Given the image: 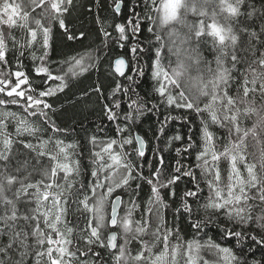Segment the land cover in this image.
<instances>
[{
  "label": "snow or ice",
  "instance_id": "6c2138e0",
  "mask_svg": "<svg viewBox=\"0 0 264 264\" xmlns=\"http://www.w3.org/2000/svg\"><path fill=\"white\" fill-rule=\"evenodd\" d=\"M76 7L0 0V264H264V0H92L100 46L53 61L54 29L86 38ZM109 43L129 57L80 89L101 105L85 163L51 100Z\"/></svg>",
  "mask_w": 264,
  "mask_h": 264
},
{
  "label": "trees",
  "instance_id": "16d2710c",
  "mask_svg": "<svg viewBox=\"0 0 264 264\" xmlns=\"http://www.w3.org/2000/svg\"><path fill=\"white\" fill-rule=\"evenodd\" d=\"M77 7L72 11L71 15L67 17L68 22L71 25H75L80 30L84 31L87 35L83 41L65 42L63 36L59 29H54V51L52 52L53 61H60L65 58V56H70L75 54L76 51H83L85 47L96 48L100 46L101 38L98 33L99 25L94 21L91 14L86 11V8L91 5L92 0H76ZM103 4V9L101 10V15H108L111 17L112 13L110 11L109 5L112 0H101ZM126 11V9H125ZM83 45V47H82ZM104 55L101 56L99 69L93 72L90 77H81V82H74L73 86L66 90L65 93L59 94L58 97L52 98L51 102L56 108V113L54 119L57 124L61 127H66L69 129V136L67 139L69 141L75 140L84 144L83 155L85 157V163H87L88 150L91 147L86 143L87 134H92L96 132L97 125L101 123V111L100 102L97 100L96 96L93 95L91 100L88 101L87 108L80 98V89L87 87L99 78L102 83L111 82L114 77L112 76L113 68L110 67V60H114L115 57H129V52L127 47L120 48L115 44L109 43V47L104 50ZM28 65L27 70L31 74V64L29 61H25ZM53 68L59 67L58 64H53ZM148 82L147 79L141 82L140 90L141 92L147 91ZM158 118L144 119L143 123L138 124L135 131H138L140 135L146 136V138L152 140V129L155 128ZM105 129H109L106 133L107 135H113L111 131L112 125H109L108 121H103ZM163 145H161L162 147ZM174 153L165 154V162L169 165H174L175 160L173 159ZM184 187L183 182L178 187V192ZM147 186L144 188V192H147ZM205 195L207 194V189H205ZM126 199V197H125ZM168 219L171 221V212L168 213ZM180 228L182 234L185 238L190 239L192 236L191 229L188 227L187 223L181 221ZM208 234L211 236H217L215 228L207 230ZM205 258H209L206 252L201 253ZM256 258L260 257V252H255ZM181 264L183 262L181 261Z\"/></svg>",
  "mask_w": 264,
  "mask_h": 264
},
{
  "label": "water",
  "instance_id": "95a60500",
  "mask_svg": "<svg viewBox=\"0 0 264 264\" xmlns=\"http://www.w3.org/2000/svg\"><path fill=\"white\" fill-rule=\"evenodd\" d=\"M112 68H113V72H114V65L112 66Z\"/></svg>",
  "mask_w": 264,
  "mask_h": 264
}]
</instances>
